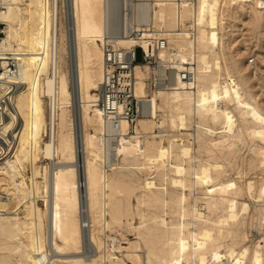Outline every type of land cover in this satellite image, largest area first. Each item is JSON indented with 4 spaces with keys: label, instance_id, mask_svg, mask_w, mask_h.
<instances>
[{
    "label": "bare ground",
    "instance_id": "bare-ground-1",
    "mask_svg": "<svg viewBox=\"0 0 264 264\" xmlns=\"http://www.w3.org/2000/svg\"><path fill=\"white\" fill-rule=\"evenodd\" d=\"M134 7L144 37L117 44L150 54L165 37L175 77L152 89L138 62L150 111L115 128L98 104L106 0H0V264H264L247 231L264 219V0Z\"/></svg>",
    "mask_w": 264,
    "mask_h": 264
},
{
    "label": "built area",
    "instance_id": "built-area-1",
    "mask_svg": "<svg viewBox=\"0 0 264 264\" xmlns=\"http://www.w3.org/2000/svg\"><path fill=\"white\" fill-rule=\"evenodd\" d=\"M179 1L182 2V0ZM138 2H143V0H106L108 29L106 36L101 41L105 53V63L98 104L107 120L115 128H118L120 122L124 120L133 126L138 119L148 115L150 111V106H147L135 96L134 68L138 62L147 63L150 66V77H152L150 85L152 89L171 88L172 77H175L169 67H160V61L157 60L154 53V51L157 52L168 46L165 37L152 40L150 54L141 45L124 49L117 44L116 39L122 36L134 40L143 39L148 25L138 21L142 16V12L139 11L138 13L134 7ZM1 28H4V25L0 23V35H3L4 32ZM179 29H183L182 24ZM138 49L142 50V61H138ZM2 60L0 57V73L4 72ZM6 60H9L10 63L8 66L9 73L11 75L17 74L18 65L13 59ZM190 67H194V64H190ZM161 70H164L163 73ZM179 73L180 75H176V77H180L193 90L196 80L194 70H183ZM7 100L8 94L0 98V114L4 111L3 107L7 105Z\"/></svg>",
    "mask_w": 264,
    "mask_h": 264
},
{
    "label": "rangeland",
    "instance_id": "rangeland-1",
    "mask_svg": "<svg viewBox=\"0 0 264 264\" xmlns=\"http://www.w3.org/2000/svg\"><path fill=\"white\" fill-rule=\"evenodd\" d=\"M240 27L244 28V32L247 33V36H251V38H252V36L253 37L256 36V33L252 34L251 30L249 29V26L242 24V25H240ZM240 39H242V37H240ZM137 58H138V61H142L143 60V55H142V50L141 49L137 50ZM65 68L67 69V66H65ZM248 148H249L248 146H245V148L242 151V154L244 155L245 158H248ZM44 161L45 160H42L43 163H44ZM234 168H236V164L235 163H234ZM234 168L230 167L231 171L228 173L229 176H233V175L235 177L237 176L235 174L236 170ZM149 173L150 172H148L147 170L138 172L139 176L142 179H146L149 176ZM249 176L256 177V178L259 179V178H261L263 176V171L262 170H258L257 174H254L253 172H250L248 177ZM133 203L135 204V206L137 205L136 198H133ZM136 220H139V218L137 217ZM247 231L249 233V239H248L249 244H252V243H255V242L259 241L261 237H264V219L261 220V221H255L253 225L250 224L248 226V230ZM126 238L127 239L122 240L124 245H127L129 240H133V241L136 240L137 239V235L135 234L134 231H133V233L129 232V233H126ZM85 249L89 251V247L86 246Z\"/></svg>",
    "mask_w": 264,
    "mask_h": 264
}]
</instances>
